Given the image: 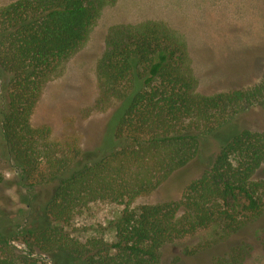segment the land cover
I'll list each match as a JSON object with an SVG mask.
<instances>
[{
  "label": "trees",
  "instance_id": "16d2710c",
  "mask_svg": "<svg viewBox=\"0 0 264 264\" xmlns=\"http://www.w3.org/2000/svg\"><path fill=\"white\" fill-rule=\"evenodd\" d=\"M115 2L0 6V160L26 210L7 211L0 198V264H37L34 255L50 264H160L165 248L183 239L194 241L181 247L186 257L231 240L208 264H242L250 246L239 233L264 222V129L239 128L234 117L263 102L264 73L245 88L201 92L175 27L155 18L118 23L96 65L97 106L116 103L99 144L84 150L76 136L54 139L48 124L31 121L46 83ZM211 143L213 160L202 168ZM2 168L0 184L8 185ZM158 188L161 201L129 208ZM96 201L124 205L111 243L66 229ZM257 239L264 245V227Z\"/></svg>",
  "mask_w": 264,
  "mask_h": 264
},
{
  "label": "rangeland",
  "instance_id": "374dc122",
  "mask_svg": "<svg viewBox=\"0 0 264 264\" xmlns=\"http://www.w3.org/2000/svg\"><path fill=\"white\" fill-rule=\"evenodd\" d=\"M12 1L0 0V6ZM145 18L165 20L184 36L201 92L245 88L258 82L264 73V0H116L102 9L82 45L61 63L57 74L44 86L32 115L33 125L48 124L54 139L73 135L84 150L95 148L108 128V116L116 108V103L105 109L96 104V65L104 50L107 29ZM3 85L1 76L0 94ZM234 118H238L239 128L264 129V100ZM209 147L200 155L202 168L209 167L213 160L215 144ZM0 167H4V174H11L7 179L12 180L8 185L0 184V198L7 204V211L25 215L16 176L2 160ZM163 196L158 188L133 199L129 208L136 210L142 204L159 202ZM22 197L26 198L24 194ZM123 209L124 205L106 201L90 203L73 215L66 229L81 240L97 237L111 243L115 241L114 223ZM263 227V220H258L239 233L250 246L242 264H264V245L257 239ZM191 243L194 241L183 239L167 246L160 264H208L213 256L227 251L233 241L186 257L181 247ZM13 244L25 250L19 240ZM33 257H37V264H50L47 255Z\"/></svg>",
  "mask_w": 264,
  "mask_h": 264
},
{
  "label": "clouds",
  "instance_id": "9594fccd",
  "mask_svg": "<svg viewBox=\"0 0 264 264\" xmlns=\"http://www.w3.org/2000/svg\"><path fill=\"white\" fill-rule=\"evenodd\" d=\"M5 175H6V178H7V177H10L11 174L6 173Z\"/></svg>",
  "mask_w": 264,
  "mask_h": 264
}]
</instances>
